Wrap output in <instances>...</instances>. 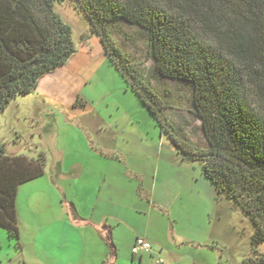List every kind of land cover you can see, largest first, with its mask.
I'll return each mask as SVG.
<instances>
[{
	"label": "trees",
	"instance_id": "trees-1",
	"mask_svg": "<svg viewBox=\"0 0 264 264\" xmlns=\"http://www.w3.org/2000/svg\"><path fill=\"white\" fill-rule=\"evenodd\" d=\"M64 1L0 0V113L78 51L56 10ZM71 1L174 147L254 222L242 264H264V0ZM140 39L144 48L131 51ZM180 90L202 141L171 115ZM47 164L45 151L15 154L0 143V225L18 247V189Z\"/></svg>",
	"mask_w": 264,
	"mask_h": 264
},
{
	"label": "crops",
	"instance_id": "crops-1",
	"mask_svg": "<svg viewBox=\"0 0 264 264\" xmlns=\"http://www.w3.org/2000/svg\"><path fill=\"white\" fill-rule=\"evenodd\" d=\"M93 37L108 56L94 33L83 45L92 49ZM77 53L40 79L35 92L41 98L65 102V96L56 95L55 83L46 80L51 74L59 75L75 96L81 86ZM83 116L53 118L45 172L18 189L20 235L29 264H223L206 240L179 232L174 210L186 199L165 185L167 173L159 181L161 156L152 162L154 156L141 147L124 150V116L112 119L94 112L78 120ZM138 237L153 249L134 255ZM27 244L34 251H27ZM159 257L164 263H158Z\"/></svg>",
	"mask_w": 264,
	"mask_h": 264
},
{
	"label": "rangeland",
	"instance_id": "rangeland-1",
	"mask_svg": "<svg viewBox=\"0 0 264 264\" xmlns=\"http://www.w3.org/2000/svg\"><path fill=\"white\" fill-rule=\"evenodd\" d=\"M56 10L73 30L81 66L77 72V78L79 75L81 78V86L75 96L71 95L73 92L62 83L59 75L51 74L45 78L55 83L58 89L55 90L56 95L65 96V102L58 101L54 96L41 98L36 92L19 94L0 113V143H6L10 153L37 156L40 151H45L49 154L47 145L48 141L50 144L52 137L48 136V132L54 127V117L59 120L64 116L77 118L84 115L78 119L84 121L87 114L94 112L103 113L112 119L123 115L124 150L141 147L154 156L152 162L160 155L162 161L159 181L163 179L162 173H167L169 178L165 185L176 192H183L185 196L186 203H178L174 210L179 216V232L206 240L215 247L214 253L223 264H242L251 254V237L255 225L246 216L241 204L220 194L215 184L205 175L202 165L184 151L174 147L170 136L162 131L150 110L128 86L122 73L111 59L104 55L97 37L89 40L92 49H87L83 45L93 32L88 19L75 2L65 0L57 3ZM141 48H144L141 39L137 46L129 45V49L134 52ZM137 53L141 59L144 58L142 52ZM63 72L65 70L61 73ZM180 91L179 101H176L171 115L181 119L183 123L184 120H188L191 123L186 126L189 136L193 140L202 141L200 121L193 120L187 111V94ZM71 96H74L75 100L71 104H66L67 98ZM60 128H63V123L60 124ZM128 161L133 163L130 155ZM159 191V194L164 195V190ZM197 224L202 225L201 230L196 229ZM20 241L21 246H16L15 241L9 238L7 231L0 225V264L30 263L29 256L23 252L21 238ZM26 247L27 251H34L31 244H27ZM259 249L264 251V244Z\"/></svg>",
	"mask_w": 264,
	"mask_h": 264
},
{
	"label": "built area",
	"instance_id": "built-area-1",
	"mask_svg": "<svg viewBox=\"0 0 264 264\" xmlns=\"http://www.w3.org/2000/svg\"><path fill=\"white\" fill-rule=\"evenodd\" d=\"M153 249V245L150 241L146 240L145 238L138 237L133 246H132V253L134 255H140L143 252H148ZM158 263H164V259L159 257L157 259Z\"/></svg>",
	"mask_w": 264,
	"mask_h": 264
}]
</instances>
